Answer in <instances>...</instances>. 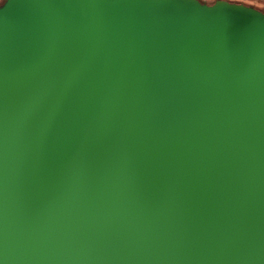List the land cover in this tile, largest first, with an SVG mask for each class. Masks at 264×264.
Returning <instances> with one entry per match:
<instances>
[{
  "label": "water",
  "instance_id": "water-1",
  "mask_svg": "<svg viewBox=\"0 0 264 264\" xmlns=\"http://www.w3.org/2000/svg\"><path fill=\"white\" fill-rule=\"evenodd\" d=\"M0 264H264V14L6 0Z\"/></svg>",
  "mask_w": 264,
  "mask_h": 264
},
{
  "label": "flooded vegetation",
  "instance_id": "flooded-vegetation-1",
  "mask_svg": "<svg viewBox=\"0 0 264 264\" xmlns=\"http://www.w3.org/2000/svg\"><path fill=\"white\" fill-rule=\"evenodd\" d=\"M218 2H226L231 5L244 6L264 14V0H205L202 3L213 6Z\"/></svg>",
  "mask_w": 264,
  "mask_h": 264
},
{
  "label": "clouds",
  "instance_id": "clouds-1",
  "mask_svg": "<svg viewBox=\"0 0 264 264\" xmlns=\"http://www.w3.org/2000/svg\"><path fill=\"white\" fill-rule=\"evenodd\" d=\"M4 3V0H0V4H3Z\"/></svg>",
  "mask_w": 264,
  "mask_h": 264
},
{
  "label": "trees",
  "instance_id": "trees-1",
  "mask_svg": "<svg viewBox=\"0 0 264 264\" xmlns=\"http://www.w3.org/2000/svg\"><path fill=\"white\" fill-rule=\"evenodd\" d=\"M6 2V0L4 1V3ZM4 3L3 4H0V8L4 5Z\"/></svg>",
  "mask_w": 264,
  "mask_h": 264
},
{
  "label": "rangeland",
  "instance_id": "rangeland-1",
  "mask_svg": "<svg viewBox=\"0 0 264 264\" xmlns=\"http://www.w3.org/2000/svg\"><path fill=\"white\" fill-rule=\"evenodd\" d=\"M5 1V0H4ZM201 2H204L205 0H200Z\"/></svg>",
  "mask_w": 264,
  "mask_h": 264
}]
</instances>
